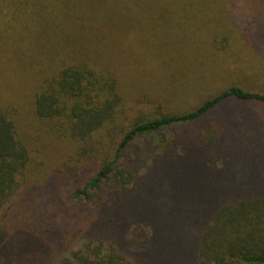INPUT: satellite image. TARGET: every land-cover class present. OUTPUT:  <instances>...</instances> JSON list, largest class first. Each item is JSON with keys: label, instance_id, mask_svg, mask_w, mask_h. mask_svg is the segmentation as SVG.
<instances>
[{"label": "trees", "instance_id": "16d2710c", "mask_svg": "<svg viewBox=\"0 0 264 264\" xmlns=\"http://www.w3.org/2000/svg\"><path fill=\"white\" fill-rule=\"evenodd\" d=\"M160 1L0 0V264H264V178L217 168L230 154V121L165 135L232 98L264 103V93L228 85L189 111L133 120L109 144L98 137L116 128L129 96L197 88L183 68L200 70V53L153 32L146 5L166 7L164 19L180 10ZM188 1L185 16L202 2ZM222 63L207 62L218 72ZM129 70L141 78L133 89ZM47 133L57 137L48 144L56 188L40 185L46 175L32 165L43 161L28 148ZM69 148L78 169L63 161ZM100 151L109 154L90 163Z\"/></svg>", "mask_w": 264, "mask_h": 264}, {"label": "rangeland", "instance_id": "374dc122", "mask_svg": "<svg viewBox=\"0 0 264 264\" xmlns=\"http://www.w3.org/2000/svg\"><path fill=\"white\" fill-rule=\"evenodd\" d=\"M160 3L169 4L170 8L174 5L180 6V10L175 18L168 16L164 19L162 13L166 7H160L157 3L146 5L150 7V13L155 18L153 32H164L168 35V38H162V35L157 34L156 39L163 40L167 45L171 44L172 48L185 47L194 49L193 54L200 53V58L197 60V67L200 70H196L198 76H196V71L194 72L195 69L183 68L187 79L188 75L196 78L193 81L197 88L180 98L159 95L157 99L151 100L143 96L133 101L129 96L123 103L120 119L115 122L116 128L114 130L109 129L98 136L104 137L102 139L106 143L110 139H117L119 130L129 126L133 120L153 118L166 112L189 111L228 85H237L245 90L264 93V0H202L198 9L192 11L190 16H185L183 9H190V5L195 4V1L162 0ZM187 5L188 7H185ZM140 20H144L142 16L139 17L138 21ZM122 55L130 54L122 53ZM108 57L111 58L114 55L108 54ZM219 58L223 61V67L218 72L216 71L217 67L212 69V64L208 65L207 62L213 59L217 63ZM126 77L128 80L125 83L129 84L130 87H128L132 89L141 80L131 70L128 71ZM22 111L26 113L27 107ZM220 118H224L225 122L230 121L227 132L230 136L232 135V144L226 147L230 154L226 153L227 155L223 157L226 161L222 166L217 165L218 170H221L224 165L225 168L232 165V171H228V173L232 172V176L235 175L234 177L239 178L243 172L245 181L260 182L261 180L258 178H264L263 102L241 101L233 98L226 100L207 117L190 124L173 126L165 130V135L170 140L171 137H182L198 130L203 131L209 121L212 123L216 119L220 120ZM205 121L207 122L205 123ZM24 125L25 123L19 124L20 127ZM44 126L48 128V126ZM27 127L29 128L28 133L32 134L35 126L28 125ZM19 130L22 133L20 128ZM40 132L42 133V131ZM51 134H42L43 136L38 134L40 137L37 136L36 141L28 139V148L31 151L32 160L35 163L43 161L41 166L38 165L39 163L32 166L42 172L40 174L42 177L46 175L43 182L39 181L40 185L45 188H56L55 186L58 185L54 179V174L57 173L54 169L57 167L58 161H55L54 158V147H49L53 140L56 141L57 137L55 134ZM138 144L135 142L132 147ZM74 151L75 149L69 148L68 152H63V161L78 169L77 156H74ZM220 152L222 155L224 154L223 149ZM108 154L105 151H100L95 158L92 156L94 159L89 161L97 165L101 158ZM127 159H131V156ZM194 160L196 162L200 160L203 167L206 168L202 154L195 155ZM246 161L249 162V165L246 164ZM155 164L151 165L154 174L157 170ZM244 167L249 168V170ZM184 168L186 166L181 167L180 171ZM224 176L226 177V175Z\"/></svg>", "mask_w": 264, "mask_h": 264}]
</instances>
